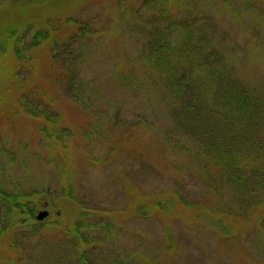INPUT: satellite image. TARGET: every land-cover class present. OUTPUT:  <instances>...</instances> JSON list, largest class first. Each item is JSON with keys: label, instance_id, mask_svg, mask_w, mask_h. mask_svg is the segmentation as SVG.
Instances as JSON below:
<instances>
[{"label": "rangeland", "instance_id": "rangeland-1", "mask_svg": "<svg viewBox=\"0 0 264 264\" xmlns=\"http://www.w3.org/2000/svg\"><path fill=\"white\" fill-rule=\"evenodd\" d=\"M225 1L184 0L210 13L212 39L234 77L264 98V0L254 11L234 0L238 13ZM143 3L0 0V37L11 28L16 47L32 57L20 61L13 47H0V190L48 201L36 217L49 212L40 227L20 215L10 227L0 203V232L7 230L0 234V264H81L68 234L87 211L84 222L100 225L87 233L96 242L84 249L92 264H264V229L255 214L224 217L237 213L240 194L221 184L216 195L203 161L165 140L175 128L176 105L140 60L148 41L137 21L138 11L149 12ZM79 25L87 35L71 43ZM55 27L57 44L36 47L35 34ZM64 72L83 79L85 88L73 92L83 105L65 90ZM23 104L56 115L54 138L40 130L54 126L31 117Z\"/></svg>", "mask_w": 264, "mask_h": 264}, {"label": "trees", "instance_id": "trees-1", "mask_svg": "<svg viewBox=\"0 0 264 264\" xmlns=\"http://www.w3.org/2000/svg\"><path fill=\"white\" fill-rule=\"evenodd\" d=\"M226 1L225 6L231 2L227 8L235 9L237 13L240 11L232 4L234 0ZM237 2H242V10L256 9V0ZM188 3L184 0H144L142 8H148V14H142V10L137 12V21L139 19L148 40L141 51L140 60L148 71L157 73L163 98L176 105H173L172 113L176 118L175 128L167 131L165 140L183 153L203 161L200 169L210 179L209 186H215L216 195L224 188L240 194L237 213H226L224 217L243 219L255 214L264 229V98L257 89L234 77L225 52L212 39V24L208 22L210 13ZM185 10L188 12L184 13ZM200 18L204 21H200ZM65 22L77 25L71 18ZM22 24L12 26L20 29ZM86 31L85 27L79 25L77 33L72 36L74 38L71 37V43L79 36L84 37ZM56 32L57 27L45 32L38 31L34 36L35 46L40 47L46 42L56 45ZM19 33L15 40L19 38ZM14 35L11 28H6L5 35L0 37V47L3 45L7 49L11 46L20 61L24 55L31 62L30 54L16 47ZM53 59L57 62L56 56ZM59 64L65 70V62ZM73 77L79 78V75L72 76L67 72L60 75L70 97L83 105L82 99L73 93L78 87L85 88L83 79L75 80ZM84 105L87 106L86 103ZM22 107L31 117H43L47 124L54 126L52 131L45 125L40 129L45 139L56 136L58 120L52 117L56 116L53 112L47 109L40 111L41 106L27 108L23 104ZM64 134L59 133L61 137ZM184 139L192 144L188 143L187 147ZM221 184L224 188L220 187ZM47 202L35 195L22 196L0 190V203L6 207L10 227L16 225L14 219L19 215L26 217L25 221L32 222V227H40L42 221H38L36 210L39 206H48ZM259 212H262L260 217ZM89 213L83 212L74 230L68 234L76 240L81 264H92L84 249L96 242L91 241L90 244L87 233L100 227L99 224L84 222ZM221 213H216L218 224L222 222L219 217ZM231 225L235 230L240 228L238 224ZM3 231L7 230L3 227L1 235L5 233ZM82 249L84 252L81 253ZM142 263L153 264L154 260Z\"/></svg>", "mask_w": 264, "mask_h": 264}, {"label": "water", "instance_id": "water-1", "mask_svg": "<svg viewBox=\"0 0 264 264\" xmlns=\"http://www.w3.org/2000/svg\"><path fill=\"white\" fill-rule=\"evenodd\" d=\"M48 217H49V212L45 210V211H41V212L39 213V215L37 216V219H38V221H44V220H46Z\"/></svg>", "mask_w": 264, "mask_h": 264}]
</instances>
